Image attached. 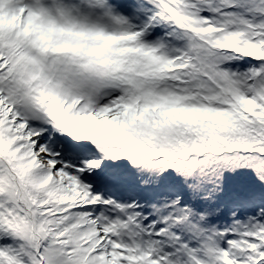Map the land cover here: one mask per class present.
Wrapping results in <instances>:
<instances>
[{
    "label": "snow or ice",
    "instance_id": "obj_1",
    "mask_svg": "<svg viewBox=\"0 0 264 264\" xmlns=\"http://www.w3.org/2000/svg\"><path fill=\"white\" fill-rule=\"evenodd\" d=\"M0 264H264V0H0Z\"/></svg>",
    "mask_w": 264,
    "mask_h": 264
}]
</instances>
